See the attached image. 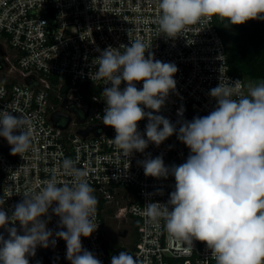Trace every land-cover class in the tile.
<instances>
[{"label": "built area", "instance_id": "built-area-1", "mask_svg": "<svg viewBox=\"0 0 264 264\" xmlns=\"http://www.w3.org/2000/svg\"><path fill=\"white\" fill-rule=\"evenodd\" d=\"M158 2L0 0V110L8 108L15 116L28 117L33 129L32 148L14 159L8 152L11 146L0 137L3 204L11 216L26 193L42 190L43 182L53 175L60 184H71L72 177L64 174L61 164L65 158L73 160L77 168L88 172L87 180L99 201L94 221L98 227L90 237H81V242L101 264H111V258L122 251L137 257L140 264H215L204 242L193 240L192 250L187 251L180 238L168 233L163 218L154 221L146 215V204L167 203L176 181L171 174L167 178L145 176L138 162L159 156L168 168L184 163L190 149L178 139L179 127L217 107L210 90L221 82L232 88V98L237 99L255 85L231 72L216 17L201 18L178 36L167 37L157 23ZM136 39L145 44L146 58L152 53L155 60L178 68L173 77L176 88L170 90L159 112L141 105L145 112L167 118L176 132L159 145L149 142L144 152L134 151L127 158L111 143L114 128L103 124L106 103L102 92L111 84L95 79L98 66L93 62L100 55L97 49L123 52L121 45L130 46ZM134 84L137 89L143 87V81ZM126 86L122 81L121 90ZM57 111L62 114L59 125L52 120ZM65 114L71 121L63 128ZM148 123L147 117L138 122V132L145 139ZM91 125L96 130L89 135L79 133ZM55 207L54 202L41 217L53 233L49 246L36 248L47 259L35 254L27 257L29 264H71L66 242L55 235L66 231L52 211ZM109 215L122 224L116 234L126 239L120 243L107 238ZM124 231L125 236L119 235Z\"/></svg>", "mask_w": 264, "mask_h": 264}, {"label": "clouds", "instance_id": "clouds-1", "mask_svg": "<svg viewBox=\"0 0 264 264\" xmlns=\"http://www.w3.org/2000/svg\"><path fill=\"white\" fill-rule=\"evenodd\" d=\"M158 9L160 31L173 38L201 18L216 17L227 21L225 26L264 20V0H159ZM121 47L123 52L97 49L100 55L93 63L98 66L95 79L111 84L102 92L103 124L114 128L111 143L128 158L134 151L144 152L149 142L159 145L176 132L167 118L145 112L141 105L159 112L170 90L176 88L173 77L178 68L155 60L152 53L146 58L140 39ZM122 81L127 85L123 90ZM138 81H143L142 89L135 86ZM209 94L217 107L179 127L178 139L190 149L184 163L168 168L159 156L138 162L145 176L171 174L176 181L167 203L146 204V215L154 221L163 218L168 233L180 238L187 251L192 250L193 240L204 242L215 264H264V82L250 86L248 94L237 99L232 98V88L221 82ZM7 109L0 110V137L7 140L12 155L22 157L32 148V121ZM179 114L183 115V109ZM145 117L147 139L138 132V122ZM61 168L72 177L71 184H60L53 175L43 182L42 190L26 193L11 216L0 210V227L9 233L8 239L0 235V264H29L27 256H34L38 245L49 246L53 233L41 217L54 202L52 211L60 218L59 226L66 228L55 233L66 242V258L71 264H101L81 242V237H90L98 227L94 221L99 201L87 180L88 172L69 158ZM16 222L23 235L16 227H7ZM111 264L140 261L122 251L111 258Z\"/></svg>", "mask_w": 264, "mask_h": 264}, {"label": "trees", "instance_id": "trees-1", "mask_svg": "<svg viewBox=\"0 0 264 264\" xmlns=\"http://www.w3.org/2000/svg\"><path fill=\"white\" fill-rule=\"evenodd\" d=\"M226 23L217 18L231 72L250 80L264 81V20H249L242 25L225 26ZM57 79L53 78V82Z\"/></svg>", "mask_w": 264, "mask_h": 264}, {"label": "water", "instance_id": "water-1", "mask_svg": "<svg viewBox=\"0 0 264 264\" xmlns=\"http://www.w3.org/2000/svg\"><path fill=\"white\" fill-rule=\"evenodd\" d=\"M61 115H62L61 112H58V111L55 112V113L53 114V116H52V120H53V122H54L56 125H59V124H58V119H59V117H60ZM65 116L67 117L66 124H65V125H60V126H62L63 128H64V127H67L68 124H69L70 121H71V116H70V115L65 114ZM82 120L84 121L85 118H83ZM93 130H96V127L91 125V126H89L88 128H86V129H80V130H79V133L82 134L83 136H87V135H89ZM97 134H99V133H97ZM8 152H9V155L11 156V158L14 159L16 155H12L10 150H9ZM2 180H3V173H2V171H1V169H0V199H2ZM0 210L5 211V212L7 213V215L9 216V212H8V210L5 208L4 204L0 205ZM123 221H124V220H123ZM13 226L17 228V231H18V234H19V235H23V234H24V231H23L22 227L20 226V224H19V225H13L12 223H9L7 227H13ZM126 234H127V231H124V232H122V233H119V235H121V236H125ZM0 235H3V237H4L5 239H8V238H9V233H8V231H7V228H5V227H0ZM35 254H39L44 260L47 259V258H46V253H44V252H37V251H35ZM31 256H32V255H29V256H27V257H31ZM48 264H51V261H48Z\"/></svg>", "mask_w": 264, "mask_h": 264}, {"label": "rangeland", "instance_id": "rangeland-1", "mask_svg": "<svg viewBox=\"0 0 264 264\" xmlns=\"http://www.w3.org/2000/svg\"><path fill=\"white\" fill-rule=\"evenodd\" d=\"M251 84H259L261 82H264L262 79H251ZM122 227V224L117 218H115L113 215L107 216V225H106V235L107 238H109L110 241L113 243H120L121 240H125L126 238L119 239L117 237V230ZM127 243H129V240L127 239Z\"/></svg>", "mask_w": 264, "mask_h": 264}]
</instances>
